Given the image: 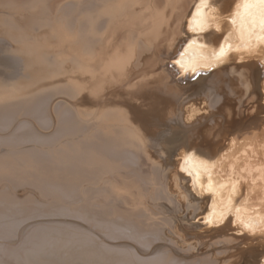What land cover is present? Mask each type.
Listing matches in <instances>:
<instances>
[{"label": "bare ground", "instance_id": "6f19581e", "mask_svg": "<svg viewBox=\"0 0 264 264\" xmlns=\"http://www.w3.org/2000/svg\"><path fill=\"white\" fill-rule=\"evenodd\" d=\"M0 264H264V5L0 0Z\"/></svg>", "mask_w": 264, "mask_h": 264}, {"label": "snow or ice", "instance_id": "6c2138e0", "mask_svg": "<svg viewBox=\"0 0 264 264\" xmlns=\"http://www.w3.org/2000/svg\"><path fill=\"white\" fill-rule=\"evenodd\" d=\"M256 3H259L261 5H264V0H255ZM247 6V5H246Z\"/></svg>", "mask_w": 264, "mask_h": 264}]
</instances>
